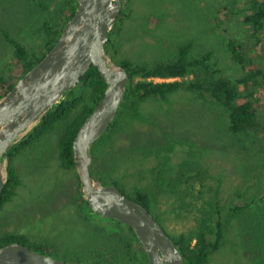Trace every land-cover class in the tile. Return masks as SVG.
Listing matches in <instances>:
<instances>
[{
    "label": "rangeland",
    "instance_id": "374dc122",
    "mask_svg": "<svg viewBox=\"0 0 264 264\" xmlns=\"http://www.w3.org/2000/svg\"><path fill=\"white\" fill-rule=\"evenodd\" d=\"M60 1L0 0V28L33 50L34 29ZM221 1L121 0L123 14L114 31L115 58L151 63L172 56L179 42L191 39L196 52L213 50L223 75L239 74L227 43L239 38L249 44L248 34L239 18L225 20L216 14ZM11 54L12 48L0 33V73L6 75L10 70ZM249 54L264 69L258 52ZM259 96L264 103V81ZM258 120L264 128V104ZM219 125L216 111L197 93L180 90L168 101L149 100L141 107V118L126 122L108 142L97 144L92 171L105 180L117 179L127 191L134 187L148 190L150 212L169 234L194 230L211 213L213 198L229 207L234 204V193L240 191L238 203L250 204L229 219L222 242L207 264H264V242L255 234V213L264 206V199H259L264 192V132L240 135L242 141L253 143L246 151ZM58 132L59 128L47 133L14 159L22 183L0 210V234L17 232L53 241L60 255L84 258L103 246L106 238L102 239L97 227L104 222L96 216L85 221L77 212L73 201L76 172L58 166ZM244 160L252 166L248 177L235 167Z\"/></svg>",
    "mask_w": 264,
    "mask_h": 264
},
{
    "label": "trees",
    "instance_id": "16d2710c",
    "mask_svg": "<svg viewBox=\"0 0 264 264\" xmlns=\"http://www.w3.org/2000/svg\"><path fill=\"white\" fill-rule=\"evenodd\" d=\"M38 6L46 9L41 1ZM122 3V2H121ZM77 7L76 0H61L43 22L34 29L36 48L28 49L9 32L0 28L4 41L12 48L9 71L0 73V97L5 94L26 71L32 68L57 40L67 21ZM120 13L117 20L122 16ZM216 14L223 19L239 18L247 30L249 44L239 38H230L227 50L232 60L240 67V72L234 76L223 75L214 57L213 50L206 48L196 52L191 39L179 42L172 56L157 59L151 63H136L128 58L116 59L118 46L114 39L115 24L108 33L104 45L106 52L121 65L128 76L122 100L116 114L105 132L91 147V175L103 184L117 186L126 196L136 200L150 212L151 198L148 190L134 187L127 191L115 178L105 180L94 174L92 165L95 149L99 142H108L122 128L123 124L132 119L141 118L142 105L153 99L168 101L169 97L180 90L197 93L198 98L207 101L216 111L219 119V129H225L241 148L250 150L253 143L242 141L240 135H260L264 128L258 120L263 101L259 96L264 81V69L256 66L251 50H256L264 59V0H244L243 5H237L229 0L221 1L216 7ZM15 67V68H11ZM169 79L171 81L155 82L152 79ZM106 83L94 66H90L82 75L79 83L64 94L63 99L51 107L26 136L7 151V181L0 194V210L16 195L22 180L14 165V159L24 150L34 146L43 136L59 128L57 138L58 166L65 170L74 169L72 141L76 131L95 107L103 95ZM205 96L209 98L206 99ZM235 141V142H236ZM258 151V150H257ZM246 166L247 169L244 167ZM238 173L243 177L251 174L252 166L246 161L235 164ZM240 168H242L240 170ZM76 172V170H75ZM76 195L73 198L77 212L85 221L93 216L100 218L103 246L94 250L86 257L79 255H60L57 244L53 241L35 239L23 233L4 232L0 234V247L19 242L47 256H60L59 259L73 264H147V256L132 229L117 220L100 217L93 214L80 191L78 174ZM181 176H179L180 178ZM243 193L237 191L233 196V205H220L215 197L210 203L211 213L202 218L194 230L168 233L180 251L184 264H207L210 256L218 250L229 219L250 203L239 204L238 199ZM260 200L264 199V192ZM252 202H256L255 200ZM151 213V212H150ZM158 221L157 215H153ZM258 241L264 242V206L255 213Z\"/></svg>",
    "mask_w": 264,
    "mask_h": 264
},
{
    "label": "water",
    "instance_id": "95a60500",
    "mask_svg": "<svg viewBox=\"0 0 264 264\" xmlns=\"http://www.w3.org/2000/svg\"><path fill=\"white\" fill-rule=\"evenodd\" d=\"M77 7L55 43L0 97V194L7 181V151L19 142L94 66L106 87L72 141L75 170L83 199L93 214L117 220L135 233L147 264H184L170 235L154 216L113 184L90 173L91 147L111 124L128 76L105 50L121 0H76ZM0 264H73L43 255L19 242L0 247Z\"/></svg>",
    "mask_w": 264,
    "mask_h": 264
}]
</instances>
